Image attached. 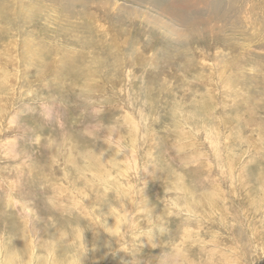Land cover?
<instances>
[{
    "label": "rangeland",
    "instance_id": "374dc122",
    "mask_svg": "<svg viewBox=\"0 0 264 264\" xmlns=\"http://www.w3.org/2000/svg\"><path fill=\"white\" fill-rule=\"evenodd\" d=\"M0 264H264V0H0Z\"/></svg>",
    "mask_w": 264,
    "mask_h": 264
}]
</instances>
